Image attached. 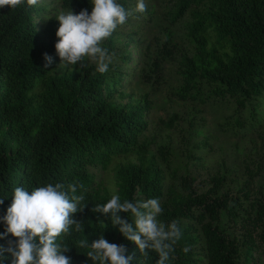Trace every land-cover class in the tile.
Wrapping results in <instances>:
<instances>
[{
	"label": "trees",
	"instance_id": "1",
	"mask_svg": "<svg viewBox=\"0 0 264 264\" xmlns=\"http://www.w3.org/2000/svg\"><path fill=\"white\" fill-rule=\"evenodd\" d=\"M137 2L117 0L131 14L103 42L115 57L104 74L87 60L85 67L59 66L55 50L59 27L55 6L65 12L70 8L74 14L86 9L90 14V0H40L36 6L25 0L15 9L0 8V246L15 249L17 243L10 234L4 236L3 222L16 187L31 192L59 183L67 191L69 184L76 183L83 185L77 195L85 196L82 205L86 206L73 219L83 224V231L73 226L57 241L70 247L65 255L71 264H92L86 257L88 249L80 248L78 241L87 238L91 244L100 235L126 246L128 254L135 253L132 264H156L157 253L149 251L146 258L118 226L92 211L114 194L121 201L157 198L163 208L159 221L178 222L183 234L169 264H264V151L249 163L235 156L220 164L210 159L213 166L206 167L201 152L210 146L211 135L202 116L195 119L191 148L184 143L179 160L174 161L173 151L162 145L157 148L158 159L148 151L144 138L148 128L144 113L151 109L150 101L144 96L141 102H115L125 97L133 74L129 52L116 43L115 35L127 37L129 43L136 36L134 47L139 48L145 38L138 30L152 21L155 12L154 4H146L143 14L135 12ZM161 2L167 4L165 18L170 26L183 21L188 42L175 64L178 81L170 92L173 101L179 106L189 103L188 109L195 112L220 106L234 116L229 129H258L261 137L264 0ZM172 34L169 29L165 41ZM45 54L53 61L48 67ZM162 59L151 62L154 81ZM140 76L147 77L142 71ZM174 122L175 115L166 127L172 128ZM188 124L192 127V121ZM233 135L239 134L233 131ZM114 159L122 162L113 174L114 190L109 191L95 184L92 170L105 171ZM118 215L127 218L125 213ZM184 247L190 250L185 253ZM3 255L0 264H13L10 252Z\"/></svg>",
	"mask_w": 264,
	"mask_h": 264
},
{
	"label": "clouds",
	"instance_id": "2",
	"mask_svg": "<svg viewBox=\"0 0 264 264\" xmlns=\"http://www.w3.org/2000/svg\"><path fill=\"white\" fill-rule=\"evenodd\" d=\"M26 2L36 6L40 0ZM24 3L25 0H0V8L15 9ZM90 5V14L86 9L79 14H74L70 8L59 12L55 50L60 59L59 66L67 68L79 63L80 67H85L87 60L95 63L98 73L104 74L115 57L102 46L103 42L118 26L126 23L131 13L117 0H90ZM146 10L145 0H138L134 11L143 14ZM44 59L45 67L53 62L47 54ZM78 187L83 185L69 184L67 191L59 183L37 187L31 192L16 187L3 222L6 225L4 236L10 234L17 243L15 249L0 246V260H3L4 252H10L14 257L13 264H71V258L65 255L70 247L57 241L62 235L69 234L73 226L75 231H83V224L73 219V215L86 206L82 205L85 196L77 195ZM2 203L3 199H0ZM92 211L107 217L113 227L118 226L121 235L135 244L146 258L149 251L157 253L156 264H169L170 253L183 234L177 221L168 225L159 221L163 208L157 198L121 201L114 194L107 203L96 205ZM118 213L127 214V218L122 219ZM101 224L104 229L106 225ZM78 246L88 249L86 257L92 264H132L135 257V253L128 254L126 246L110 243L103 235L91 244L87 238L81 239ZM189 250V247L183 248L185 253Z\"/></svg>",
	"mask_w": 264,
	"mask_h": 264
},
{
	"label": "rangeland",
	"instance_id": "3",
	"mask_svg": "<svg viewBox=\"0 0 264 264\" xmlns=\"http://www.w3.org/2000/svg\"><path fill=\"white\" fill-rule=\"evenodd\" d=\"M145 3L147 5L154 4L155 12L152 21L138 30V33L145 38L139 44V48L134 47L136 36H132L133 42L129 43L127 37L115 35L116 43L120 47H125V50L129 52L131 59L129 65L133 67L131 87L124 89L123 94L125 97L115 98V102L121 104L141 102L144 96L150 101L151 109L144 113V119L148 124L144 135L148 151L160 159L157 155V148L162 145L173 151L174 161L179 160L181 146L187 142V147L190 149L193 143L195 135L192 130L196 129L193 127L195 119L203 116L206 123V132L211 135L210 146L207 151L201 152L205 154L206 167L213 166L212 162H208L210 159H213L216 164H220L223 159L230 160L236 156L238 159H244L249 163L260 157L264 151V134H260L261 137H258V129L253 132L241 131L235 127L229 129L228 124L232 123L234 116L228 110H221L220 106L211 105L210 107H204L201 112H195L193 109H188L189 103L179 106L173 101L170 92L178 81L175 64L188 46V42L184 39L183 21L170 26L168 19L165 18L167 4L162 6L161 0H145ZM51 7V4L48 3L47 9L50 10ZM55 7L56 17L61 10L57 6ZM34 21L36 24L39 23L36 22L37 20ZM169 29L173 34L169 41H165V35ZM170 43H173V46ZM160 47L163 48L164 52L159 51ZM165 51L170 52V56L165 55ZM160 56L163 59L160 61L159 77L154 81L151 62L154 59L159 60ZM138 71L140 72L138 73ZM141 71L143 75H147L146 78L140 76ZM197 107L198 105L195 106V108ZM174 115L175 122L172 128H167L166 124ZM246 119L247 122L249 119L247 117ZM189 121H192V127L188 126ZM217 122H221L222 125H217ZM224 124H227V126H224ZM179 129L182 132H179ZM199 129H202V127ZM233 131H237L239 135H233ZM240 134L242 135L240 136ZM181 136H183V139ZM240 138L241 141H238ZM121 162L122 159H114L105 171L92 170L95 184L102 189L113 191V174L116 166Z\"/></svg>",
	"mask_w": 264,
	"mask_h": 264
}]
</instances>
